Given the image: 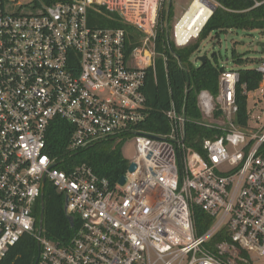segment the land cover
<instances>
[{"label":"built area","instance_id":"1","mask_svg":"<svg viewBox=\"0 0 264 264\" xmlns=\"http://www.w3.org/2000/svg\"><path fill=\"white\" fill-rule=\"evenodd\" d=\"M166 1L0 0V263L29 235L40 244L37 264H264V62L260 87L245 91L244 126L238 70L221 73L216 95L199 93L202 116L226 125L204 153L188 146L187 118L174 104L168 135L142 130ZM214 6L192 0L173 27L176 47L199 39ZM55 120L72 125L71 151L133 140L136 169L126 183L85 164L58 170L46 153ZM46 184L77 223L68 243L39 232ZM196 208L212 220L202 234Z\"/></svg>","mask_w":264,"mask_h":264},{"label":"trees","instance_id":"2","mask_svg":"<svg viewBox=\"0 0 264 264\" xmlns=\"http://www.w3.org/2000/svg\"><path fill=\"white\" fill-rule=\"evenodd\" d=\"M218 7L208 21L198 40L187 47H176L169 37L171 14L160 15V24L167 27L159 28L157 34V50L163 54L162 62H156V77L150 70L146 82L149 115L141 129L157 136L168 135L171 125L165 112L174 104L179 112L184 111L187 118L186 142L194 150L204 153L206 140H214L222 133L217 129H208L199 124L201 112L198 107V95L207 90L216 95L219 89V78L226 70L219 64L217 55L206 61L198 59L201 44L211 34L219 37L222 33L232 30L252 32L264 31V0H215ZM256 3H261L255 7ZM134 40V38H133ZM254 66L263 63L255 59ZM239 67L240 80L236 86V102L238 112L236 121L239 126L246 124L248 97L245 91H255L263 81V75L256 67H247L245 59L235 58ZM219 113H217V116ZM73 127L63 120H55L48 131L46 153L54 160L58 170L71 173L76 167L87 165L100 178L116 183L126 174L130 162L123 157L122 143L115 141L98 143L87 148L71 151L69 149ZM180 155V154H179ZM180 169L183 167L182 155L179 156ZM45 213L43 234L50 241L65 244L73 237L75 226L69 223L65 211V197L49 184L45 187ZM40 203H37L35 216L40 218ZM198 233H204L211 225V218L199 208L194 211ZM39 253L37 240L29 235L23 237L12 247L0 264H35Z\"/></svg>","mask_w":264,"mask_h":264},{"label":"rangeland","instance_id":"3","mask_svg":"<svg viewBox=\"0 0 264 264\" xmlns=\"http://www.w3.org/2000/svg\"><path fill=\"white\" fill-rule=\"evenodd\" d=\"M28 0H19V2L25 3ZM192 0H167L162 12L167 16L171 14L172 23L169 25V37L172 40V31L177 19L180 18L181 14L187 9ZM161 12V14H162ZM160 14V15H161ZM159 28L164 27L166 29L167 21L165 24H160L161 17L159 18ZM195 42V41H193ZM192 42V43H193ZM258 42H264V31L255 30L252 32L242 31V30H232L227 33L220 34L219 37H215L211 34L206 40L201 44L199 57L208 56L210 59L214 55H217L219 64L224 66L228 70H237L239 67L235 63V58L245 59V64L247 67L254 66V60H262L264 62V54L261 49L257 46ZM198 57V58H199ZM163 59V54L161 50H157L156 62L161 63ZM198 60V59H197ZM264 93V92H263ZM252 103V101H251ZM250 105V102H249ZM200 123L208 125L213 129H224L226 127L222 118L218 119H206L201 114ZM117 144V142L115 141ZM122 154L123 157L131 161L136 155L135 143L133 140L124 139L122 142Z\"/></svg>","mask_w":264,"mask_h":264},{"label":"water","instance_id":"4","mask_svg":"<svg viewBox=\"0 0 264 264\" xmlns=\"http://www.w3.org/2000/svg\"><path fill=\"white\" fill-rule=\"evenodd\" d=\"M216 7L214 6V11H215ZM257 46L261 49V52L264 54V42H258ZM199 61L201 62H205L206 61V57H199L198 58ZM129 171L133 172L136 169V165L134 163H131L129 165ZM45 183V179L43 181ZM126 183V178L125 176H122L119 180V184L120 185H124ZM67 199H65V211L67 209ZM40 218H39V232L41 233L42 229H43V222H44V213H45V201H44V191H42L41 194V198H40ZM69 223L70 225L73 227L74 226V221L72 217H68ZM38 248L40 250V244L38 243ZM35 264H37V260L35 262Z\"/></svg>","mask_w":264,"mask_h":264},{"label":"bare ground","instance_id":"5","mask_svg":"<svg viewBox=\"0 0 264 264\" xmlns=\"http://www.w3.org/2000/svg\"><path fill=\"white\" fill-rule=\"evenodd\" d=\"M194 7H199V6H198V3H197V4H195V6H194Z\"/></svg>","mask_w":264,"mask_h":264}]
</instances>
